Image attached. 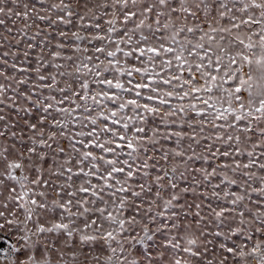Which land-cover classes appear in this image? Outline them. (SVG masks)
<instances>
[{
	"label": "snow or ice",
	"instance_id": "1",
	"mask_svg": "<svg viewBox=\"0 0 264 264\" xmlns=\"http://www.w3.org/2000/svg\"><path fill=\"white\" fill-rule=\"evenodd\" d=\"M0 264H264V0H0Z\"/></svg>",
	"mask_w": 264,
	"mask_h": 264
}]
</instances>
